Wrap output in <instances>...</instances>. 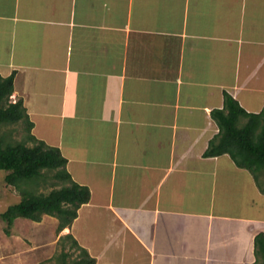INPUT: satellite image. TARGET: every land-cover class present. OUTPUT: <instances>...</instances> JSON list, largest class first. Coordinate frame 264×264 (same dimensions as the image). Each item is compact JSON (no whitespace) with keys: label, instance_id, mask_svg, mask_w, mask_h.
Returning a JSON list of instances; mask_svg holds the SVG:
<instances>
[{"label":"crops","instance_id":"obj_1","mask_svg":"<svg viewBox=\"0 0 264 264\" xmlns=\"http://www.w3.org/2000/svg\"><path fill=\"white\" fill-rule=\"evenodd\" d=\"M89 189L96 264H253L264 194L204 157L224 93L264 107V0H0V76ZM59 237V238H60Z\"/></svg>","mask_w":264,"mask_h":264},{"label":"trees","instance_id":"obj_2","mask_svg":"<svg viewBox=\"0 0 264 264\" xmlns=\"http://www.w3.org/2000/svg\"><path fill=\"white\" fill-rule=\"evenodd\" d=\"M15 74L0 76V171L4 181L20 196L18 202L9 205L0 214L6 223V234L15 219L23 218L40 222L43 216L58 221L57 233L71 226L81 205L89 202L90 192L85 186L74 182L66 170L67 160L60 150L36 139L21 99L13 102ZM218 126V133L208 144L204 157L227 154L234 164L247 170L260 192L264 194V107L257 114L246 113L230 95L224 93L223 108L211 112ZM21 130L19 140L13 133ZM51 187L47 193L40 188ZM62 250L56 264H96L87 251L80 247L72 235L59 238ZM79 252L74 259L64 250ZM253 264H264V236L255 237Z\"/></svg>","mask_w":264,"mask_h":264},{"label":"rangeland","instance_id":"obj_3","mask_svg":"<svg viewBox=\"0 0 264 264\" xmlns=\"http://www.w3.org/2000/svg\"><path fill=\"white\" fill-rule=\"evenodd\" d=\"M13 133L15 140L20 139L21 130ZM5 173L0 171V214L5 209L19 201V194L4 181ZM51 187L40 188L39 192L47 193ZM57 219L43 216L40 222H33L23 218L15 219L9 229L0 218V264H56V257L62 250L57 233ZM64 250L74 259L79 252L69 249L64 244Z\"/></svg>","mask_w":264,"mask_h":264}]
</instances>
